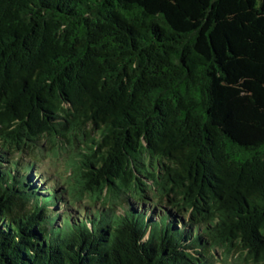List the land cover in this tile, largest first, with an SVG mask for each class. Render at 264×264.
<instances>
[{"label": "trees", "instance_id": "obj_1", "mask_svg": "<svg viewBox=\"0 0 264 264\" xmlns=\"http://www.w3.org/2000/svg\"><path fill=\"white\" fill-rule=\"evenodd\" d=\"M234 254L264 264V0H0V264Z\"/></svg>", "mask_w": 264, "mask_h": 264}, {"label": "rangeland", "instance_id": "obj_2", "mask_svg": "<svg viewBox=\"0 0 264 264\" xmlns=\"http://www.w3.org/2000/svg\"><path fill=\"white\" fill-rule=\"evenodd\" d=\"M68 156H70V152L64 148L59 151L58 155H55L53 152L47 150H38L36 158L34 159H36L38 171L42 173L41 176L45 177L47 180L42 181L41 178H38V176H35L34 173H31L32 180L35 185L37 187H46L47 185H51L55 179L60 180V182L66 180L70 176V169L67 164L69 158ZM86 203H88L87 200H83L81 205H86ZM60 204L61 203L58 205ZM229 261L233 264H244L241 260H239V257L236 254L231 256ZM215 264L225 263L219 260Z\"/></svg>", "mask_w": 264, "mask_h": 264}]
</instances>
